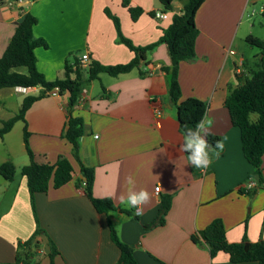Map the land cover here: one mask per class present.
<instances>
[{"label":"crops","instance_id":"obj_1","mask_svg":"<svg viewBox=\"0 0 264 264\" xmlns=\"http://www.w3.org/2000/svg\"><path fill=\"white\" fill-rule=\"evenodd\" d=\"M122 1L32 0L21 7L0 0V57L21 17L30 13L37 19L33 37L47 44L35 49L37 69L47 80L64 78L65 61L74 52H81L74 59L77 62L87 53L90 62L103 66L126 64L134 54L117 42L104 9L118 18L123 36L139 47L158 41L173 12L164 11L159 0H127L128 7L142 11L133 21ZM186 2L173 0L172 6L181 10ZM257 5L262 29L264 0H205L195 14L199 32L195 59L179 64L180 101L188 97L203 101L205 115L212 120L209 132L223 143L222 150L210 148L212 160L204 172L178 150L184 136L176 106L169 99L170 74L163 68L171 63L164 43L148 52L146 63L140 61L138 68L115 77L101 73L86 83L71 108L69 94L56 88L30 106L25 123H15L20 124L21 143L16 145L10 139L14 125L0 139V164L10 160L15 167L12 181L0 176V264H16L18 243L33 235L37 223L44 232L33 240L39 246L32 249V264H50L49 239L58 252L53 264H118L120 251L111 240L108 222L120 241L132 248L137 264H155V260L165 264H258L232 263L224 252L211 257L205 244L191 239L219 219L227 243L264 242V156L259 184L243 156L240 131L224 106L230 90L264 66V55L255 53L248 60L237 46L248 36L264 40V32L259 29L253 34L255 25L243 18L248 6ZM155 12H165L167 18L159 20ZM68 64L74 68V62ZM42 92L41 87L0 89V127L18 113L25 97ZM69 113L83 121L79 159L93 170L92 197L112 202L114 209L106 213H97L85 195L80 164L72 155L71 144L61 138ZM24 125L35 162L54 164L61 156L72 166L68 183L57 189L50 184L46 192L33 195L34 213L26 178L20 172L29 163ZM213 149L219 151L218 157ZM129 176L134 185L127 183ZM130 188L145 189L152 196L143 215H135L134 208L120 202ZM164 195H171V205L164 222L159 223L158 208Z\"/></svg>","mask_w":264,"mask_h":264},{"label":"trees","instance_id":"obj_2","mask_svg":"<svg viewBox=\"0 0 264 264\" xmlns=\"http://www.w3.org/2000/svg\"><path fill=\"white\" fill-rule=\"evenodd\" d=\"M159 1L164 11L172 12L173 0ZM204 1L187 0L181 9V13L172 14L170 25L158 41L145 47L135 46L128 38L123 36L120 31L118 18L105 8L104 13L112 21L115 28L117 42L133 52L134 57L126 64L115 66H103L97 62H91L86 77L77 67L78 62L76 60L74 61V68L66 60L64 78L54 80H47L37 69L35 49L38 47L46 48L47 44L43 39L33 37V27L36 25L37 19L32 14L25 13L0 57V89L41 87L44 92L38 96H27L23 99L18 113L2 123L0 139L11 130L17 121L25 123L24 117L27 110L36 100L44 97L46 91L56 88L59 93L67 92L69 94V107L71 108L77 103L80 91L86 83L96 79L101 73L115 77L138 68L140 61L146 63V54L161 43L167 46L171 63L170 67H164L163 70L170 74L169 99L176 106L179 129L183 136L187 128L195 129L197 122L205 115L206 104L195 97H188L180 101L181 89L178 81V70L181 62H189L195 59V40L199 33L195 24V14ZM122 5L128 7V1L123 0ZM128 10L133 21L142 12L140 8L128 7ZM245 42L257 47L261 54L264 55V40L248 36L245 38ZM71 74L74 75L73 78H71ZM224 106L229 113L232 125L240 131L243 156L251 165L253 175L258 178V183L261 184L260 167L262 156H264V66H258L250 77L231 89L224 101ZM252 115H255L256 118L252 119ZM82 133V119L73 117L69 113L61 138L66 139L71 144L72 155L80 164V175L83 178L85 195L89 198L97 213H106L109 210H113L114 206L108 199L92 197L93 170L85 167L79 159L78 140ZM27 138L28 132L26 125H24L23 143L29 163L24 165L20 172L26 178V185L34 213L33 195L39 192H46L50 184H52L54 189H57L68 183L71 180L72 166L68 159L61 156L58 157L54 164H39L35 162L34 155L28 147ZM206 139L212 148H215L216 142L220 141L219 137L211 134ZM186 154L188 155V153ZM14 175L15 167L10 160L0 164V176L3 179L12 181ZM170 205L171 195L162 196L158 208L159 223L164 222V216L168 212ZM108 226L111 240L120 251L118 264H137L132 248L120 241L115 228L110 222H108ZM43 232L37 223L33 235L23 243H18L16 264H32L29 260L32 255V249L39 246V243L33 240ZM191 239L199 245L205 244L211 257H214L218 252H224L229 255V260L232 263L253 261L258 264H264V242L246 243L244 239L241 243H227L225 240V228L219 219L211 221L204 230L200 231L198 235L192 236ZM245 245H247V249ZM48 250L47 256L50 264H53L52 259L58 252L50 239L48 241ZM155 264L165 263L155 260Z\"/></svg>","mask_w":264,"mask_h":264},{"label":"clouds","instance_id":"obj_3","mask_svg":"<svg viewBox=\"0 0 264 264\" xmlns=\"http://www.w3.org/2000/svg\"><path fill=\"white\" fill-rule=\"evenodd\" d=\"M212 125V120L206 115L197 122L195 129L187 128L183 143L180 144L179 151L188 153V161L194 167L201 170H206L211 164L212 156L210 155V148L206 137L210 134L209 130ZM216 149L222 150L223 143L217 141ZM215 156H219V151L212 150ZM129 185H134V180L131 176L127 178ZM159 191V189H157ZM120 202L126 204L130 208H134L135 215H143V208L151 202V194L145 190L133 191L131 188L128 191L127 197L120 196Z\"/></svg>","mask_w":264,"mask_h":264},{"label":"rangeland","instance_id":"obj_4","mask_svg":"<svg viewBox=\"0 0 264 264\" xmlns=\"http://www.w3.org/2000/svg\"><path fill=\"white\" fill-rule=\"evenodd\" d=\"M262 13H260L259 5L257 6H248L246 12L244 13V20L245 22L248 20L250 23H253L255 25V28L253 29V34L254 32L256 33L260 28L259 21H261ZM261 32H264V28L261 29ZM260 34V33H259ZM240 35V34H239ZM237 46L239 47V50H241L240 54L245 59H252L255 55V53L261 54L260 50L257 47H254L248 43H246L244 40H241L240 42L237 43ZM253 53H252V52ZM76 55H81V52H74L68 57L69 62H74V59L76 58ZM17 126L14 124V130L12 131L11 135V140L16 143V145H19L21 143V130H20V124H18L17 129H19V132H17L16 129ZM18 135V136H17ZM16 147V146H15ZM3 155V152L0 151V160L1 156ZM15 163H18V159L14 158L13 159Z\"/></svg>","mask_w":264,"mask_h":264},{"label":"built area","instance_id":"obj_5","mask_svg":"<svg viewBox=\"0 0 264 264\" xmlns=\"http://www.w3.org/2000/svg\"><path fill=\"white\" fill-rule=\"evenodd\" d=\"M32 2V0H8V3L11 4H17L21 7L28 5ZM154 17L159 19V20H163L167 18V13L165 12H155L154 13ZM90 64L91 62L89 61V56L87 53L83 54L80 59L78 60V68L80 69V71L84 74V76H87V72L90 68ZM238 71V69H236V72ZM23 90H25V88H22ZM85 91V89H83V92ZM153 113L156 115L158 114V111L156 109H153ZM96 137V136H95ZM205 170H202V172H204ZM157 189H159V187L155 188V193H158Z\"/></svg>","mask_w":264,"mask_h":264},{"label":"water","instance_id":"obj_6","mask_svg":"<svg viewBox=\"0 0 264 264\" xmlns=\"http://www.w3.org/2000/svg\"><path fill=\"white\" fill-rule=\"evenodd\" d=\"M173 13H181L182 11L177 8V7H174L173 10H172ZM245 248L247 249V245H245Z\"/></svg>","mask_w":264,"mask_h":264}]
</instances>
